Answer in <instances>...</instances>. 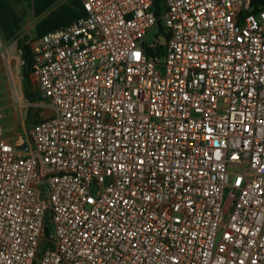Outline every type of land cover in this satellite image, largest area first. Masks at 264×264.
I'll list each match as a JSON object with an SVG mask.
<instances>
[{"label":"built area","instance_id":"obj_1","mask_svg":"<svg viewBox=\"0 0 264 264\" xmlns=\"http://www.w3.org/2000/svg\"><path fill=\"white\" fill-rule=\"evenodd\" d=\"M79 1L24 41L49 103L0 124V264H264V8ZM0 62L16 100L1 37Z\"/></svg>","mask_w":264,"mask_h":264},{"label":"trees","instance_id":"obj_2","mask_svg":"<svg viewBox=\"0 0 264 264\" xmlns=\"http://www.w3.org/2000/svg\"><path fill=\"white\" fill-rule=\"evenodd\" d=\"M27 4L32 8V15L34 18H38V22L35 24V36L38 38L50 31H55L62 28L76 18L81 17L84 12L79 0H65L59 4L56 8L50 10L60 0H25ZM253 6L256 9L264 8V0H252ZM154 4L157 8V14H160V0H154ZM50 10L48 13H46ZM46 13V14H44ZM44 14V15H43ZM25 21V15L23 12L15 10L10 0H0V37L2 41H10L22 30L23 23ZM158 28L160 29L159 21ZM161 31V29H160ZM25 39L19 40L17 47L21 52V61L23 67V75L25 77V97L30 103L40 102L42 99L39 98L38 93L31 91L29 85V72L25 71V65L31 66V55L30 50H24L23 44ZM36 112L33 108H29L27 112V123L31 125L35 124ZM44 232L47 234L48 230L44 228Z\"/></svg>","mask_w":264,"mask_h":264},{"label":"rangeland","instance_id":"obj_3","mask_svg":"<svg viewBox=\"0 0 264 264\" xmlns=\"http://www.w3.org/2000/svg\"><path fill=\"white\" fill-rule=\"evenodd\" d=\"M65 0H60L56 5H54L50 10L56 8L59 4ZM15 10L18 12H23L25 15V21L22 26V30L19 36L23 39L34 38L35 36V24L38 22V18H34L32 13V8L27 4L25 0H10ZM48 10L46 13H48ZM44 13V14H46ZM43 14V15H44ZM160 29L162 27L160 26ZM157 25L153 26L149 32L145 35L144 43L146 45L158 44L163 45L165 38L162 31H160ZM5 46H8L9 53L16 59L15 63L16 70L18 72V98L13 99L11 93L6 84V76L4 73L3 66L0 62V124H2L4 137L17 138L19 135L26 136V130L31 126V123H27V112L28 100L25 97V77L23 75V67L21 63V52L16 46V44L9 48L10 41L3 42ZM29 85L31 91L36 93V86L34 79L29 75ZM39 102H36V104ZM48 99H42L40 105H47ZM34 109V108H33ZM45 112L49 113V110L44 108ZM35 111V109H34ZM50 231L52 228L50 227Z\"/></svg>","mask_w":264,"mask_h":264},{"label":"water","instance_id":"obj_4","mask_svg":"<svg viewBox=\"0 0 264 264\" xmlns=\"http://www.w3.org/2000/svg\"><path fill=\"white\" fill-rule=\"evenodd\" d=\"M23 48H24V50H27L28 47H27L26 44H23ZM24 69H25L26 72H30V65H25V68ZM17 148L18 149L27 150L28 149V146H27L26 143H23V144L17 146Z\"/></svg>","mask_w":264,"mask_h":264},{"label":"snow or ice","instance_id":"obj_5","mask_svg":"<svg viewBox=\"0 0 264 264\" xmlns=\"http://www.w3.org/2000/svg\"><path fill=\"white\" fill-rule=\"evenodd\" d=\"M138 55V54H137Z\"/></svg>","mask_w":264,"mask_h":264}]
</instances>
